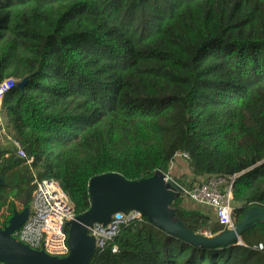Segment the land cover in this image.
<instances>
[{
    "label": "trees",
    "instance_id": "trees-1",
    "mask_svg": "<svg viewBox=\"0 0 264 264\" xmlns=\"http://www.w3.org/2000/svg\"><path fill=\"white\" fill-rule=\"evenodd\" d=\"M27 76L0 107V137L27 154L0 143V227L30 212L36 180L58 181L80 215L94 176L148 179L177 156L192 184L234 177L235 226L264 208V0H0V83ZM181 181L173 220L227 232ZM241 239L202 247L141 217L90 264H264V221Z\"/></svg>",
    "mask_w": 264,
    "mask_h": 264
},
{
    "label": "water",
    "instance_id": "water-1",
    "mask_svg": "<svg viewBox=\"0 0 264 264\" xmlns=\"http://www.w3.org/2000/svg\"><path fill=\"white\" fill-rule=\"evenodd\" d=\"M30 77L18 81L17 87L24 89ZM157 175V174H156ZM129 180L117 172L94 176L89 181L90 208L76 215L69 222L67 256L59 257L44 250H36L13 236L29 216V210L15 212L9 224L0 227V261L8 264H90L97 250L96 238L89 234L94 224L107 226L114 214L132 209L146 217L149 222L167 233L202 247L230 246L241 243L242 233L254 222L264 221V208L251 207L243 221L234 229L217 236L195 233L182 222L171 217L168 206L174 199L177 187L171 181L156 179ZM2 180L0 179V184Z\"/></svg>",
    "mask_w": 264,
    "mask_h": 264
},
{
    "label": "built area",
    "instance_id": "built-area-1",
    "mask_svg": "<svg viewBox=\"0 0 264 264\" xmlns=\"http://www.w3.org/2000/svg\"><path fill=\"white\" fill-rule=\"evenodd\" d=\"M17 83L15 78H8L0 83V107L4 95ZM2 142L12 143L17 149L18 157L27 158L25 150L16 139L8 136L7 139H0V143ZM183 155L188 157L187 154ZM233 181L234 177L214 176L187 187L181 186V189L184 197L213 209L220 223L226 225L230 230L236 227L232 218L234 210ZM75 216L71 201L58 181L54 179L36 180L29 216L24 224L13 232V236L33 249L44 250L50 255L64 257L70 252L68 245L69 222ZM141 217L143 216L139 212L126 209L114 214L107 226L94 224L89 228V234L96 238L97 248H102L107 238L118 234L122 223ZM202 234L212 236L207 232ZM259 248L262 249L263 245L260 244Z\"/></svg>",
    "mask_w": 264,
    "mask_h": 264
},
{
    "label": "rangeland",
    "instance_id": "rangeland-1",
    "mask_svg": "<svg viewBox=\"0 0 264 264\" xmlns=\"http://www.w3.org/2000/svg\"><path fill=\"white\" fill-rule=\"evenodd\" d=\"M0 121H2V118H0ZM0 139H3V137H0ZM6 143L7 142H2L1 144L6 145ZM178 178H180V179H182V181H184L185 187L192 184L190 182V180L192 179V175L188 173L186 161L182 156H177V158L173 162L171 168L169 169L168 173L159 172L156 175L157 180L163 179L165 181V183H169L172 179L176 180ZM183 198H184V203H186L187 205L192 204L194 206H198L199 208H203V209H207V210L212 211V209H210L209 207H207L205 205L198 204V203L188 199L187 197H183Z\"/></svg>",
    "mask_w": 264,
    "mask_h": 264
}]
</instances>
